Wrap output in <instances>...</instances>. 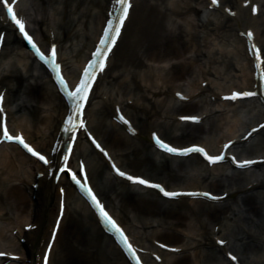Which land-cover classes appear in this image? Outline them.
<instances>
[{"label": "bare ground", "instance_id": "obj_1", "mask_svg": "<svg viewBox=\"0 0 264 264\" xmlns=\"http://www.w3.org/2000/svg\"><path fill=\"white\" fill-rule=\"evenodd\" d=\"M60 1L33 0L34 12H30L28 8L24 7L21 11L28 19L29 28L34 31L42 44L48 47L50 43L58 42L60 59L64 61L68 77L73 76L74 79L101 31L110 0H62V3L65 4L63 10L58 4ZM242 1H224L225 4H231L236 10L235 15L230 16L227 14L228 12L224 11L223 6L218 7L217 4H214V8L217 10L207 11L209 0H135L121 37L110 55L109 66L103 76L98 78L93 92L95 93V89L104 82L103 79L109 69L112 77L111 84L110 86H101V91L107 94L108 98L123 102L124 96L133 95L139 101V97H136L135 93L131 94L126 90L115 91L116 84L127 89L131 82L137 89L149 90L152 93L151 97L155 98L152 100L151 106L137 101L135 106L129 107L128 105L132 103L129 100L124 105L136 127L141 129L142 140L140 138V142H135L127 134L126 120L121 119L120 112L115 109V104L120 105L116 101L113 103V107H110L102 100H94L92 96L88 107H86V116L89 118V127L104 147L110 150L112 156L117 160L116 164L121 165V169L123 167L129 172L139 174L140 170L135 172L128 168H141L140 175L165 183L172 191L181 190L180 192H184V189H190L202 192L199 189L204 188L219 195L228 192L226 198L239 195V199H237L239 208L241 210L242 206L243 211L247 214V219L254 220L253 223L258 228L257 231L245 230L238 236L231 232H225L221 226L217 234L223 239H229V242L227 246L219 247L217 245L219 237L213 236L215 233L213 226L221 223L222 211L229 205L227 201L225 205V203L213 204L200 199L191 200L187 197H181L179 200L166 199L154 189L130 185L128 182L118 179L121 177L112 176L111 172L115 171L112 161L108 160V156L105 157V154L95 146L86 132L88 145L83 142L81 134L76 137L73 155L76 159L79 157L84 159L79 160L76 164L79 165L80 161L84 162L89 182L97 193L106 199L108 207L114 213L111 200L108 199L109 193L114 195L112 200L118 199L123 212V216L117 214L118 221L133 233V230L127 225V221L136 218L143 228L149 229L147 232L150 236L159 237L157 239L154 236L156 240L181 247L180 252L184 253L182 255L164 253V262L167 264L197 262L201 257L198 248L202 245L211 250L206 252L195 264H204V262L214 264L210 262L212 258L224 261L222 253L227 255L229 248L239 253V258L244 264H253L254 260L248 255L249 252L259 249V244L264 243V164H261L264 162V157L256 162L260 164L255 167L257 170L249 168L244 171H236L235 174L229 176L225 171L226 164L208 168L199 156L170 157L156 151L149 140V133L158 131L166 140L176 143L178 146L191 142H206L211 151L221 152L225 150L226 141L237 139L238 129L249 128L252 126L251 124L264 118V113L261 112H258L254 117L236 115L233 122L223 130H218L214 124L217 131L200 141L196 139L205 132L204 124L181 122L178 119L170 121V119H166L167 116L161 121L152 120V116L158 112L162 103L177 115H194L195 112L202 115L201 113L208 111L210 113L208 119L212 114L219 112V107L232 110V107L238 109V104L247 106L252 103V100L239 101L236 104H234L236 101L219 102L217 96L214 98H217L216 102L208 99L221 91L226 92L236 87L253 86V77L257 70L259 71L253 50L251 51L252 48L248 47V39L239 37V34L255 31L253 38L264 49V39L257 24L263 14V5L260 2L259 12L253 16L249 13L250 6L244 8ZM251 1L258 2L259 0ZM67 3L69 4L67 5ZM138 3H140V9H138L140 13H137L139 15L137 28L131 33V39L122 47L118 61L116 60L117 62L113 64L127 26L136 14ZM49 6L51 13L48 11ZM221 18L226 19L224 23L220 22ZM6 19L0 10V30L6 31L0 52V68L2 66L0 69V90L6 89L4 106L9 111V127L17 131L18 134L21 131L24 132L28 141L41 150H48V147H51L54 142L61 146L63 138L60 133V121L66 114V105L58 94L47 70L34 60ZM45 23L46 29L49 32L52 31L54 36L48 33L47 37V32H43L41 25ZM37 25L40 26L39 29H37ZM61 26H64V29L66 27V31H61ZM200 26L209 27V31L210 29H222L223 33H230L223 34L225 37L227 36L226 43L218 41L213 36L215 32L208 33L204 39L205 53L211 55L214 63L217 64L216 67H213L214 73H222L226 79L213 80L209 76L213 74L211 68L208 73L200 74L204 68H198L194 60L173 63L167 69V63L170 64L167 56H194L197 51L201 53L202 50H199L196 45L197 30ZM18 48L19 53L16 51L12 55L11 53ZM247 52L250 56L247 55ZM15 55L20 57L15 59ZM6 59H10L8 66L4 64ZM144 59L160 62L158 65L152 66L144 62ZM225 62L228 65L224 69ZM111 63L113 64L112 68ZM114 73L116 82H113ZM204 74H208L207 78H203ZM207 80L209 81L207 87L202 88V81ZM178 87L186 90L187 94H184L188 97L194 92H197L200 97L191 102H189V98L187 102L183 101V96L180 95L178 96L181 98L179 100L175 96V91L179 90ZM152 88L155 89L152 90ZM93 92L92 94H94ZM162 95L164 96L161 102H158V98ZM203 102L204 104H202ZM237 109H233V111L239 113ZM151 110H153V114H151ZM193 111L194 114L188 113ZM13 118L15 123H13ZM113 119L121 121L123 125L117 124ZM145 132L148 133L147 136ZM263 132L264 130H261L260 133ZM255 134L256 132L252 136ZM239 140L242 141V139ZM261 143L264 144V133L254 139L248 147L240 149L241 153L239 154L257 156L264 153V145L258 147ZM245 150L246 152H244ZM53 156L57 160L60 158L59 147L55 149ZM236 156L238 155L236 154ZM176 159L181 161L177 167L173 163V160ZM241 159L246 158L241 157ZM188 166L197 172H199L200 166L205 167L208 175L206 178L204 177L207 182L204 186H199L198 182H186L185 184L176 182L181 179L182 168ZM47 169L48 167L41 165L14 144L0 146V252L4 253V255H0V264H43L41 254L43 253L45 256L44 251L46 250H48L47 264H130L113 238L101 228L97 217L87 203L76 194L72 187L67 185L65 177L63 176L59 181H53L52 178L46 176L50 170L47 171ZM42 171L45 172V176L37 178V172ZM241 175H246V177ZM209 178L210 180H208ZM198 179L202 178L198 177L196 180ZM241 181H245V183L236 187L231 185ZM35 182L38 183L37 189L32 187ZM183 182L181 181V183ZM61 185L65 187V193L62 192ZM59 201L65 203L64 215L55 239H51V229L58 213ZM231 209L229 207L225 212H229ZM190 218L194 220V224L197 225L198 222L202 234L197 233L198 229L194 228L195 225L188 222ZM212 223L213 226L208 227ZM27 225H31L28 231L24 228ZM184 225L188 231L183 230L182 233L185 232L188 236L192 233L191 239L196 241L194 246H190L193 242L188 243L179 232L182 231L181 227ZM34 226H36L35 229H33ZM15 229L18 235L14 236L12 233ZM195 235H200L202 239H196ZM22 237L25 239V243L20 242ZM136 240L141 244H146L143 238L139 240L136 238ZM235 241H239V243H235ZM49 249L51 250L49 251ZM11 254H20V257L14 261L9 257ZM38 254L41 255L40 260L37 259ZM228 262L233 264L230 260Z\"/></svg>", "mask_w": 264, "mask_h": 264}, {"label": "snow or ice", "instance_id": "obj_2", "mask_svg": "<svg viewBox=\"0 0 264 264\" xmlns=\"http://www.w3.org/2000/svg\"><path fill=\"white\" fill-rule=\"evenodd\" d=\"M2 3L4 6H6L8 12H10L12 19L18 25L19 30L23 34V37L31 43L32 47L35 49L39 57L52 68L55 73V78L59 82V86L70 101V109L66 114V119L63 124L64 131L70 134V144H76V139L74 137L78 136L80 132H87V135L91 137L92 141L95 143V146L108 156V159L112 161L115 171L121 176L127 177L134 183H139L154 187L156 189H160L166 196L169 197H177L184 194L179 191H169L164 187L163 184L154 183L152 180L147 179L143 176L132 175L127 171H123L119 166L116 165V162L112 160V157L108 153L107 148H105L100 140H98L97 137L88 130V123L85 119L86 107L89 103L90 94L96 83L98 75L108 67L109 56L112 53L113 48L116 46L117 41L120 39L122 30L125 28V22L128 20L130 10L133 8V0H113L112 14L106 21V27L102 32V37L99 39L98 46L95 48L92 58L87 63L86 67H84V69L82 70L79 82L75 85L74 88L70 86V82L66 78L62 70V64L58 59L59 54L57 45L52 44L50 46L49 54H45V52L41 50V46L37 43L35 37L30 34L26 25V21L18 16L16 9L13 7V4H11L9 0H2ZM215 3L218 5L220 3V0H215ZM255 10L259 11V8ZM231 11L232 10L229 9V12ZM246 35L248 37H254V33L252 31H248ZM0 43H2V40H0ZM249 43L250 47L253 49V54L258 65L259 71L257 74L261 75L262 79H264V49H262L255 42L254 38L250 40ZM257 94L258 93L254 91H235L229 97H226V99L236 100L241 97H252ZM180 95L183 96L182 93ZM3 107L4 96L0 95V110H2ZM120 118L125 119L122 114ZM183 119L198 121L201 119V117L186 116L183 117ZM128 123H130V121ZM259 127L260 129H264V124L260 125ZM131 130L134 132L135 128H132ZM257 131V128H253L250 132H248V136L251 137L253 133ZM154 138L157 144L169 153H178L181 155H188L194 152L202 153L203 156L206 157L207 160L212 164L222 162L226 159L225 154L211 155L209 154L207 148L200 145H192L190 147H176L173 146L172 143L166 142L164 139H162L158 133L154 134ZM0 140H8L21 143L35 157L39 158L40 161L48 165L51 164L49 155H45L41 150H38L31 143H29L23 132L14 134L13 131L10 130L6 113H4L2 122V135H0ZM234 143L235 141H229L228 144L225 145L226 152L227 149L231 148ZM72 155L73 147L69 146L66 148V154L63 156L62 165L57 169V171L63 172L65 174H70V179L75 181L76 184L79 185L80 190L83 192V194L90 198L96 209H98L99 215L103 219L104 223L108 226L109 230L115 234L116 239H118L119 243L124 246L131 259L135 261V264H144V260L139 254V249L133 245L125 229L108 212L105 205L101 202L100 196L92 188L91 184L82 181L81 175H78V172L81 173L85 178V181L88 178V171L84 162L80 161L78 167L75 170L71 167L70 158L72 157ZM231 159L235 162L236 165H239L242 168L256 163V161L250 159H237L234 154L231 155ZM41 174L43 175V173ZM188 194L192 196H204L215 200L221 199L220 196H216L212 192L194 191ZM224 195H227V193H225ZM29 227H31V225H29ZM56 227L58 230L59 224H57ZM53 239H55V237H53ZM227 243L228 241L226 239L219 240L220 245H226ZM163 247L168 248L169 245L164 244ZM50 250L51 249H49V251ZM174 250L179 251V249ZM0 255H4V253H0ZM227 255L231 258L232 261H236L237 264H239L238 257L236 255H234L232 252H228ZM45 264H47V257L45 258Z\"/></svg>", "mask_w": 264, "mask_h": 264}, {"label": "rangeland", "instance_id": "obj_3", "mask_svg": "<svg viewBox=\"0 0 264 264\" xmlns=\"http://www.w3.org/2000/svg\"><path fill=\"white\" fill-rule=\"evenodd\" d=\"M27 4H29L30 6L31 5L33 6V4H34L33 3V0H27ZM58 4L60 6V9L63 10L65 4L62 3V0ZM68 4L69 3H67V5ZM141 4H142V2H141ZM138 9H140V3L137 4L136 10H135V13L136 14L133 16V20L128 25L127 30L125 32V36L123 37V39H122V41H121V43L119 45V48L117 49L116 58H115V61H113V64H114V62H117L118 61V58L120 57L121 52H122V47H124L125 46V43L128 42V40L131 39V33L135 30V28H137V25H138V22H139V17H138L139 15L137 14L139 12ZM48 11L51 13L50 6L48 7ZM258 25H259V29L261 30L262 36H263V39H264V5H263V15L260 17V19L258 21ZM36 27H37V29L40 28L39 25H37ZM41 28L43 29V31L46 30V23L45 24H42L41 25ZM60 28H61L60 29L61 31H66V27L64 29V26L63 27L61 26ZM208 28H205L204 26H200V27H198V30H197L198 31V35L196 37V43H197L196 45H197V48H199V50H202L201 53L199 51H197L194 56H169V57L167 56L166 58H168L170 60V62H169L170 64L168 65V63H167V65H166L167 66V69H168V66H170L173 63H179V62L185 61V60L186 61L187 60H192V61L194 60L197 63L198 68H201V69L204 68L203 70H205V71H208L211 68L213 74L212 75H209V76L212 77L213 80L226 79L225 75H223L222 73H214L213 67L214 66L216 67L217 64L214 63L213 58H212L211 55H208L207 53H205V50L206 49L204 47V39H206V36H208V33L215 32L213 36L215 38H217L218 41H220L222 43H226L227 42V36L225 37L223 34L224 33L225 34H230V33H227V32H224L223 33V30L222 29H220V30H217V29L216 30H211L210 29V31H209ZM216 34H218V35H216ZM15 52H16V50L14 52H12L11 54L13 55ZM196 54H197V56H196ZM198 54H201V55H198ZM18 57H20V56H15V59L18 58ZM9 61H10V59H6L4 64H7V66H8ZM144 62H147L149 65L154 66L155 64L158 65V63L160 61H153L151 59H149V60L144 59ZM113 64L111 63V68H112V65ZM211 65H212V67H211ZM227 65H228L227 62H225L224 66H223L224 69L227 67ZM0 69H2V66H1ZM157 70H158V68H157ZM110 71L111 70L109 69V72L107 73V76L103 80L104 82L97 88V92L95 94L94 100L100 99V98H98V96H99V94L101 92H103V91H101V86L102 85H108V86H110V84H111L110 83V80L112 79V77L110 76V73H111ZM115 78L116 77H115V73H114L113 82H116ZM141 84H143V83H141ZM130 85H131V87H130ZM130 85L127 86V89L128 90L125 89V87L120 86L119 84H116L114 86V88H115V91H117V90H119V91L126 90V91L130 92L131 94L132 93H135L136 94V97H139V101L137 100V98L133 97V95H126L124 97H127L128 96V97L131 98V100H134L136 102L138 101L139 103H144V105L151 106L152 100L155 99L154 97H151V94L152 93H150V91L147 90V89H145V88L144 89H137V88H135L134 87V84L131 83V82H130ZM154 89L155 88H152V90H154ZM163 96L164 95H162L160 98H158V102H161ZM150 97H151V99H150ZM108 102L106 104L107 106H108ZM218 110H219V112L217 114H212V116L209 119L206 120V123H204V126H205V129L204 130H205V132L201 133L200 134L201 136L197 137L196 140L199 141V140H201L203 138H206L207 135H209L211 133L213 134V132L217 131V130H215L216 128H214V124H215V126L218 127L217 128L218 130L225 129V127L227 125H229L230 123L233 122L234 117L236 115H238V113H236V111L228 110V109H226L224 107H219ZM151 111H152L151 114H153V110H151ZM157 111L158 112L155 113L152 116V120H154L156 122H157V120L158 121H161L164 118H166V116H167L168 117V118H166L167 120L170 119V121H173V118H170V115L171 114L173 115V112L174 111L172 109H170V108L165 107L163 105V103L161 104V107H159ZM15 115L18 116L19 114H15ZM145 134L147 136V132H145ZM140 138L141 137L136 138V139H133V141L140 142ZM141 140H142V138H141ZM260 145H264V144H260ZM258 147H259V145H258ZM180 162L181 161L180 160H177V159L176 160H173V163H174V165L176 167H177V165ZM128 169H130L132 171H135V172L138 171V170H140L138 172L139 173H142L141 172V170H142L141 168L140 169H137V168L131 167V168H128ZM198 171L199 172H197V170L192 169V167H190V166L183 167L182 168V171H180V173H181V179L178 180V181H176V182L177 183H180V184H185L186 182H198L197 184L199 186H204L207 183L206 180H205V178L208 175V172L206 171L205 167H201V166H200V169ZM195 172L198 173V174H196ZM200 173H202V174H200ZM199 174H200V176H199ZM230 175L231 174H229V176ZM241 176L246 177V175H241ZM198 177L199 178H202V179L196 180ZM208 180H210V178ZM181 181H184V182L181 183ZM244 183H245V181H241V182H238V183H232L231 185L234 186V187H236L237 185L244 184ZM109 194H110V197L108 199L111 200L110 203H111L112 208L114 209V211L117 214H119L120 216H123V212H122V210H121V208L119 206V202L117 201L118 199L117 200H112V199H114V195L111 194V193H109ZM237 199H239V195L238 196L236 195V196L230 197L227 200V204H229V205H227L224 208V211H222V214H221V223H219V224L217 223L214 226L215 227H218L219 226L220 228L222 226V228L224 229L225 232H231L233 234H237L238 236L241 235V233L244 232L245 230L257 231L258 228H256V226L254 225V223H253L254 220L247 219V217H246L247 214L243 211L242 206H241V210H240L239 203L237 202L239 200H237ZM263 200H264V198H263ZM225 205H226V203H225ZM229 207L232 208L231 211L225 212L226 209L229 208ZM191 220H192V218H190V220H188V222L190 221V224H192L193 226L195 225L194 228H197L198 229L196 231L197 233L202 234V229H199L200 226L198 225V222H197V225H196V224H194L195 223L194 220H192V221ZM127 223H128L127 225L129 226V228L133 230V233L135 234L136 238H138V240L141 239V238H143V240L147 244H153L152 241H151L152 240L151 239L152 237L147 232V231H149V229L147 230V228H143L142 227V224L140 222H138V220H136V218H133L132 221H127ZM212 226H213V223L208 225V227H212ZM181 230L182 231H179L181 233L183 232V230L184 231L186 230V232L188 231V229L186 228V225L182 226L181 227ZM184 235H186L185 232H184ZM190 236H192V233L190 234ZM155 237L156 238H159L158 236H155ZM182 237L188 243L189 242H193V244L190 245V246H194L196 244V241H194L190 237L187 238V237H184L183 235H182ZM195 238L196 239H200V238L202 239V237L200 235H197V236L195 235ZM236 242L239 243V241H235V243ZM259 245H260V248L259 249L254 250L252 252H249V254H248L250 256V258H253V260H254L253 264H264V250H263L264 249V243H262V244L260 243ZM261 246H262V248H261ZM240 249L243 250L242 247H240ZM198 250H200L201 257H202L206 252L210 251L211 249L210 248H207L204 245H202L201 247L198 248ZM201 257L198 258V259L200 260ZM199 260H197V262L196 261L195 262L193 261L192 263H194V264L195 263H198ZM210 262L211 263H214V264H218V263L220 264L223 261L221 259H218L217 260V259H213L212 258ZM204 264H207V263L204 262Z\"/></svg>", "mask_w": 264, "mask_h": 264}]
</instances>
